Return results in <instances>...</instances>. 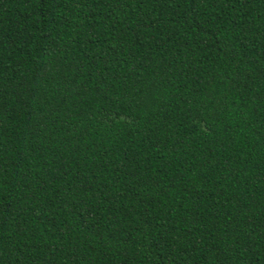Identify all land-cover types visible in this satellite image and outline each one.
I'll use <instances>...</instances> for the list:
<instances>
[{
    "label": "trees",
    "instance_id": "trees-1",
    "mask_svg": "<svg viewBox=\"0 0 264 264\" xmlns=\"http://www.w3.org/2000/svg\"><path fill=\"white\" fill-rule=\"evenodd\" d=\"M0 264H264V0H0Z\"/></svg>",
    "mask_w": 264,
    "mask_h": 264
}]
</instances>
